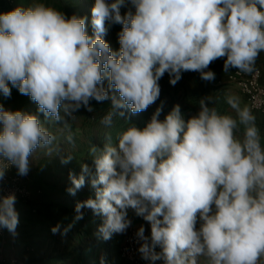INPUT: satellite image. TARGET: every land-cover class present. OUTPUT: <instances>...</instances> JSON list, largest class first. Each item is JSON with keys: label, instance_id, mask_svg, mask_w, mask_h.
Here are the masks:
<instances>
[{"label": "clouds", "instance_id": "1", "mask_svg": "<svg viewBox=\"0 0 264 264\" xmlns=\"http://www.w3.org/2000/svg\"><path fill=\"white\" fill-rule=\"evenodd\" d=\"M110 24L122 26L118 51L104 39ZM91 27L89 35L86 18L42 0L0 12V94L10 98L16 88L57 124L82 108L93 111V100H110L100 121L110 128L115 117L153 105L166 73L172 85L184 72L211 82L218 59L225 72L251 73L264 52V0H94ZM206 101L187 119L178 104L163 119L158 107L144 127L120 132L116 145H92L93 166L82 164L79 177L69 173L70 195L85 175L95 189L77 204V218L84 207L102 216L107 240L130 227L134 210L150 225V236L143 226L137 236L151 262L264 264V144L256 117L235 95L226 98L235 116ZM55 142L40 116L0 103V180L10 167L26 176L38 150L59 155ZM72 159L61 156L64 164ZM15 203V194L0 195V229L13 234Z\"/></svg>", "mask_w": 264, "mask_h": 264}, {"label": "rangeland", "instance_id": "2", "mask_svg": "<svg viewBox=\"0 0 264 264\" xmlns=\"http://www.w3.org/2000/svg\"><path fill=\"white\" fill-rule=\"evenodd\" d=\"M31 2L32 0H17L15 7L28 6ZM42 2L58 10L59 6L71 7V14L86 18L87 32L92 35L91 9L94 0H42ZM130 8L131 5L126 3L120 9L121 14ZM121 27L120 24L108 25L107 34L104 36L113 51L119 50L118 33ZM213 65L214 63L210 67ZM160 86L163 92L162 78ZM0 103L8 110H21L40 116L41 121L56 136L55 144L59 153L47 156L43 150H38L30 160L29 187L33 196L30 202L21 204L19 224L15 234L11 235V240H14L12 253L21 259L17 264H136L123 257L124 240L130 232H138L141 226L145 229V235L150 236L149 224L137 216L134 210L129 209L130 227L125 232L113 234L110 239L105 240L99 232V227L103 223L102 216L84 207L81 209L82 218H77V204L95 197V189L91 186L89 177L85 175V185L77 190L75 195H70L67 191L72 187L70 172L79 177L82 164L93 166L92 157L89 155L92 145L102 148L109 139L115 145L118 143L120 132L114 130L113 125L120 118L115 117L110 128L100 122L110 109L111 101L97 103L93 100L91 102L93 111L88 112L82 108L75 113L77 117L75 120L65 117L64 121L58 124L45 119L43 114L37 111L36 104L28 96L21 95L16 88L12 89L10 98H4L0 94ZM61 114L63 116V113ZM67 155H71L73 159L64 164L61 162V156ZM56 226L59 228L54 234L52 228ZM105 242L108 243V252L103 246L99 247V244ZM74 250L79 251L78 255L70 256V252ZM155 251L157 252V248ZM136 260L138 264H162L160 260L151 262L144 259L140 251Z\"/></svg>", "mask_w": 264, "mask_h": 264}, {"label": "crops", "instance_id": "3", "mask_svg": "<svg viewBox=\"0 0 264 264\" xmlns=\"http://www.w3.org/2000/svg\"><path fill=\"white\" fill-rule=\"evenodd\" d=\"M12 8L13 7L8 5L7 0H0V12L9 11ZM223 65L224 60L218 59L214 62V65L210 67L209 70L215 73V79L211 82L202 80L200 74L197 72H184L182 73V78L175 85H172L169 83L170 77L166 73V75L162 77L164 90L160 93V97L155 102L154 107L149 110L148 121L158 107L162 109L160 119H163L164 116L171 111L173 106L177 104L180 105L181 112L184 118L187 119L199 111L200 100L206 97L211 98V102L206 101L209 103V106L216 108L221 114H231L235 116V112L226 102V98L229 95L237 96L240 100L241 107L247 106L251 109L246 98L239 92L237 87L228 80L227 76L230 70L225 72ZM255 66L262 69V81L264 83V52L258 57ZM251 111L256 117V124L261 133V142L264 144V112H258L252 109ZM236 135L242 138L243 126L239 127ZM21 208L22 206L20 204L18 214L21 213ZM11 235H13V233H9L7 239L4 241L5 256L10 260H19L21 262V259L14 256L12 253L14 240H11Z\"/></svg>", "mask_w": 264, "mask_h": 264}, {"label": "built area", "instance_id": "4", "mask_svg": "<svg viewBox=\"0 0 264 264\" xmlns=\"http://www.w3.org/2000/svg\"><path fill=\"white\" fill-rule=\"evenodd\" d=\"M7 3L9 6H13L15 0H7ZM262 76V69L255 65L251 73H241L233 68L230 69L227 76L228 80L233 83L239 92L246 98L251 109L258 112H264V83L262 81ZM154 104L151 105L148 110H151ZM30 180V171L26 176H20L17 174L15 167H10L6 171L3 179L0 180V195L15 194V209L17 212L20 204H26L31 201L33 192L29 187ZM9 233L7 229H0V264H17V261L10 260L5 256L4 241L7 239ZM142 242L143 241L137 236V231L130 232L124 240V247L122 249L123 257L132 263L138 264L136 259ZM159 251L160 249L157 247V252ZM160 261L164 264L163 260Z\"/></svg>", "mask_w": 264, "mask_h": 264}, {"label": "trees", "instance_id": "5", "mask_svg": "<svg viewBox=\"0 0 264 264\" xmlns=\"http://www.w3.org/2000/svg\"><path fill=\"white\" fill-rule=\"evenodd\" d=\"M16 5V1L15 4L13 6L10 7H15ZM71 7L68 8H64L63 6H59V10L61 12H63L66 16H72L73 14H71L70 12ZM148 118H149V110L147 109L146 111H143L139 114H130V112L126 113V118H120V120L115 123L113 125V129L117 130L118 132H122L124 129H126L129 124H134L137 127H144L146 125V123L148 122ZM115 145V144H113ZM104 247L107 252H108V243L105 242L103 244H99V247ZM78 250H74L70 252V256L72 255H78ZM109 258V256H107Z\"/></svg>", "mask_w": 264, "mask_h": 264}]
</instances>
